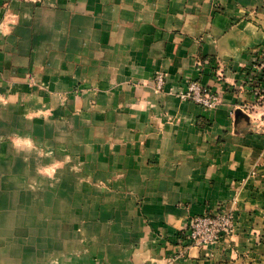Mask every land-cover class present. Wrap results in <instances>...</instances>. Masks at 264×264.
<instances>
[{
  "label": "crops",
  "instance_id": "obj_1",
  "mask_svg": "<svg viewBox=\"0 0 264 264\" xmlns=\"http://www.w3.org/2000/svg\"><path fill=\"white\" fill-rule=\"evenodd\" d=\"M262 51L264 0H0V264H264V124L237 107ZM234 198V235L180 254Z\"/></svg>",
  "mask_w": 264,
  "mask_h": 264
},
{
  "label": "built area",
  "instance_id": "obj_2",
  "mask_svg": "<svg viewBox=\"0 0 264 264\" xmlns=\"http://www.w3.org/2000/svg\"><path fill=\"white\" fill-rule=\"evenodd\" d=\"M200 65V64H199ZM245 73L244 82L238 87L241 91H249L251 101L237 105L238 110L253 114L255 109L260 111V122L264 124V51L254 57ZM154 86L161 90L165 83L163 72L155 73ZM181 101H188L197 106L212 110L221 103V96L198 80H190L183 90L177 92ZM236 199L220 204L212 211L190 218L183 231L185 245L180 254H184L191 247H205L211 244L228 241L235 233Z\"/></svg>",
  "mask_w": 264,
  "mask_h": 264
},
{
  "label": "water",
  "instance_id": "obj_3",
  "mask_svg": "<svg viewBox=\"0 0 264 264\" xmlns=\"http://www.w3.org/2000/svg\"><path fill=\"white\" fill-rule=\"evenodd\" d=\"M238 112H240V110Z\"/></svg>",
  "mask_w": 264,
  "mask_h": 264
}]
</instances>
